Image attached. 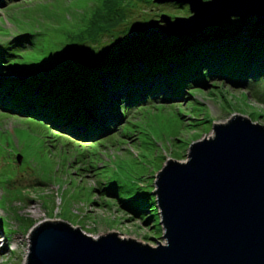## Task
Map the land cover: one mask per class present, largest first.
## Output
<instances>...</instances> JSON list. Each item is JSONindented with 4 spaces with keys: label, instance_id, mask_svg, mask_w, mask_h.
<instances>
[{
    "label": "rangeland",
    "instance_id": "374dc122",
    "mask_svg": "<svg viewBox=\"0 0 264 264\" xmlns=\"http://www.w3.org/2000/svg\"><path fill=\"white\" fill-rule=\"evenodd\" d=\"M3 1L1 73L40 78L66 72L80 77V69L91 77L82 78L91 87L106 82L104 74L133 34L152 33L143 23L154 19L152 24H157L161 15L192 14L189 4L174 7L170 3L177 2L172 1ZM156 11L160 13L154 18ZM156 30L168 58H191L193 49L201 47L199 42L182 46V31L165 37L158 26ZM127 31L132 33L121 37ZM186 93L184 100L165 103L151 96L129 105L117 126L90 141L73 139L0 106V264H24L27 235L45 220L70 223L93 237L117 232L152 246L164 242L159 220L153 226L149 212L143 218L133 215L120 207L119 199L152 192L155 175L167 160H185L191 143L212 135L214 124L240 114L264 125V77L243 84L210 79Z\"/></svg>",
    "mask_w": 264,
    "mask_h": 264
},
{
    "label": "water",
    "instance_id": "95a60500",
    "mask_svg": "<svg viewBox=\"0 0 264 264\" xmlns=\"http://www.w3.org/2000/svg\"><path fill=\"white\" fill-rule=\"evenodd\" d=\"M154 1L187 3L192 12L161 15L158 31L165 37L246 14L264 24V0L233 6ZM152 193L164 242L152 246L117 232L93 237L70 223L45 220L27 235L24 264H264L263 124L240 114L214 124L212 135L191 143L185 160L169 159L157 171Z\"/></svg>",
    "mask_w": 264,
    "mask_h": 264
},
{
    "label": "trees",
    "instance_id": "16d2710c",
    "mask_svg": "<svg viewBox=\"0 0 264 264\" xmlns=\"http://www.w3.org/2000/svg\"><path fill=\"white\" fill-rule=\"evenodd\" d=\"M156 12L154 18L160 13ZM153 20L143 23L152 33L133 34L126 50L118 49L117 62L103 76L106 82L101 80L92 87L82 81L84 75L91 77L80 69V77L61 72L30 78L16 72L1 73L0 66V106L12 114L39 120L76 140L90 141L116 126L118 121L110 114L145 102L148 97L169 103L184 100L188 89L206 86L210 79L243 84L264 77V24L256 23L255 17H229L190 34L180 33L182 46L196 42L201 45L193 49L194 57L183 59L168 58L166 43L159 41L158 23L152 24ZM113 42L116 43L115 38L106 47L109 49ZM106 191L114 193L113 188ZM118 202L123 210L141 218L149 212L148 219H154L153 226H157L159 215L152 192Z\"/></svg>",
    "mask_w": 264,
    "mask_h": 264
},
{
    "label": "bare ground",
    "instance_id": "6f19581e",
    "mask_svg": "<svg viewBox=\"0 0 264 264\" xmlns=\"http://www.w3.org/2000/svg\"><path fill=\"white\" fill-rule=\"evenodd\" d=\"M221 2V5H224L225 4V6L226 5H228L229 3V5H231V6H233V4H236V5H238V3H240V2H243L244 1V3L246 2V1H248V0H220ZM238 1H240V2H238ZM225 2H227V3H225ZM1 240V239H0Z\"/></svg>",
    "mask_w": 264,
    "mask_h": 264
}]
</instances>
